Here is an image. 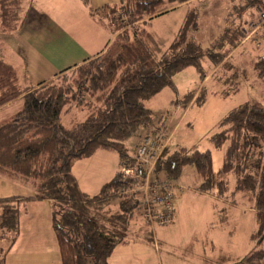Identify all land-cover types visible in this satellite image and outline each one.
<instances>
[{
	"label": "trees",
	"instance_id": "16d2710c",
	"mask_svg": "<svg viewBox=\"0 0 264 264\" xmlns=\"http://www.w3.org/2000/svg\"><path fill=\"white\" fill-rule=\"evenodd\" d=\"M194 1L123 0L102 7L99 11L106 20L102 11L117 13L107 20L116 33L107 49L34 87H21L15 68L0 58V106L21 99L20 109L0 122V173L30 182L35 192L26 198L0 197V241L8 240L5 247L0 246V264H6V255L18 236V205L31 198L52 202L51 227L61 264H109L112 249L125 241L126 224L142 207L138 192L132 190L136 180L124 176L121 167L139 164L128 156L122 141L150 121L151 111L144 102L172 86V75L188 66L197 68L201 81L216 67L210 79L245 49L240 44L244 37L252 43L247 50L255 76L264 83V47L246 37L263 0H228L232 2L231 17L210 47L194 39L195 11L184 16L175 36L161 51L150 48L152 36L147 28L128 29L119 13L124 10L128 23L146 25L165 10ZM82 2L87 4L88 0ZM22 3L0 0V32L18 29ZM205 56L210 58V69L202 71ZM71 69L74 86L64 76ZM205 82L185 96L184 108L190 102H204ZM209 138L221 149L217 170L210 150L170 148L168 141L154 163L152 177L169 181L183 166L193 165L202 178L199 191L251 207L256 225L250 235L253 246L231 264H264V107L255 102L234 107L219 120ZM98 149L116 152L119 169L97 194L88 196L80 192L72 165ZM160 174L166 180H158ZM174 192L175 188V196ZM115 198L119 201L112 204Z\"/></svg>",
	"mask_w": 264,
	"mask_h": 264
},
{
	"label": "rangeland",
	"instance_id": "374dc122",
	"mask_svg": "<svg viewBox=\"0 0 264 264\" xmlns=\"http://www.w3.org/2000/svg\"><path fill=\"white\" fill-rule=\"evenodd\" d=\"M74 2L72 0L54 1V6L58 4L54 13L51 14L55 23H59L63 27H66L67 24H71L73 27L79 23L82 25L84 18L82 14H86L87 7L82 0H74ZM230 3L232 2L228 0H196L189 6L172 9L165 14L157 15L146 25H141L138 22L128 23V17L124 10L121 9L119 13L121 20L126 23L128 29L132 27L134 30L136 27L149 28L147 30L152 34L149 41L150 48L161 51L169 45L173 35L172 30L178 27L180 19L182 20L186 14L195 11L197 29L193 33L194 39L203 47H210L228 24L227 20L231 17L229 14ZM102 14L107 17L108 21L117 15L111 9L102 11ZM47 19L50 20V11ZM91 19H94L93 15H91ZM77 30L83 31L78 28ZM2 43L4 40L0 34V48L4 51ZM240 44L245 49L236 53L226 66L221 67L213 77L205 82L202 92L205 97L204 102L202 104L196 102L192 105L190 102L186 112L170 135L168 134L171 125L184 110L183 104L185 103L183 100L185 96L195 90L200 81L197 68L192 65L174 73L171 78L172 86L162 88L159 92L166 90L163 91L165 93H159L146 103L151 111L150 121L148 124L140 126L132 135L122 141L128 156L135 158L136 163H139L143 170H146L149 164L148 160L152 159L149 157L146 161L145 158H138L137 156L138 147L145 136H149L157 144H161L168 138L167 140H170L168 147L170 148L181 146L188 150L194 148L210 150L214 169L217 170L220 167L221 149L215 147L209 138L219 120L229 110L243 103L255 102L264 107V83H260L255 76L252 60L247 50V46H251L252 43L244 37ZM6 52L8 54L7 60L14 59L12 46L6 45ZM229 64L231 66L227 68ZM209 66L210 58L203 57L201 60L202 71H207ZM19 72L21 73V69ZM74 75L73 69L64 73L68 84L71 86H74L72 83ZM233 75L236 77L234 78ZM229 76L232 78L231 80H228ZM234 89L236 91H231ZM225 91L229 92L224 93ZM14 107L13 105L7 109L8 111L5 110L0 114V122L13 116L10 115V112L14 111ZM262 149L264 151V145ZM118 167L119 157L116 152L98 149L90 157L77 161L73 166L72 174L80 192L92 196L97 194L101 187L117 173ZM158 180H166V178L160 174ZM169 181L184 188L181 194L174 196L173 209L177 208V210L173 221L163 225L155 224L156 238L153 240L145 210L143 207L135 210L124 229L123 239L125 241L112 249L109 264L233 263L234 260L225 258L219 243L225 244L230 240L229 237L235 239L236 246L243 238H247L248 241V233L256 229L254 211L234 213L223 209L222 212L225 217L216 220L215 208L221 203L208 194L199 192L202 178L197 174L193 165L183 166L178 176ZM7 182H12L8 172L0 173V197L9 195L11 192L18 194V190H15L11 185L12 183ZM26 187L30 188L31 183H26ZM132 188L133 191H136L135 187ZM34 194L35 192L23 193L22 197L26 198ZM11 195L15 197L13 194ZM137 196L140 197L141 193H137ZM32 200L34 199L20 202L18 205L19 215L24 212L25 204ZM118 201L119 198H115L111 200V203L116 204ZM161 208L160 205H155L153 210L160 211ZM36 212L37 223H41L44 214L39 209ZM7 244L8 240L2 239L0 241V246L5 247Z\"/></svg>",
	"mask_w": 264,
	"mask_h": 264
},
{
	"label": "crops",
	"instance_id": "0c3cea01",
	"mask_svg": "<svg viewBox=\"0 0 264 264\" xmlns=\"http://www.w3.org/2000/svg\"><path fill=\"white\" fill-rule=\"evenodd\" d=\"M54 1L56 2V0H23L21 25L15 31L9 33L0 32L4 40V43H2L4 51L0 48V58L15 68L18 75V83L21 87H34L41 82L51 80L59 72L73 68L88 58L105 51L116 34L112 26L107 23V20L100 15L99 10L104 6L115 5L123 0H88V3L85 4L87 7L86 14H84L85 16L82 14L84 17L82 19V25L79 23V25L74 26L75 28L71 24H67L66 27H63L59 23L54 22L51 14L54 13V9L58 5L54 6ZM72 1L74 2V0ZM185 6L189 5H177L172 9ZM172 9H167L161 14H165ZM49 11L50 20L47 19ZM91 15H93V20L91 19ZM183 18L184 17H182V20L180 19L178 27L172 30L173 35L171 40L180 27ZM150 22L151 19L148 24ZM77 28L83 31L79 32ZM6 45L12 46L14 51V59L11 61L10 59H8L9 61L7 60L8 54L6 52ZM19 69H21V73ZM215 69L216 67L210 69L207 77L204 79L205 81L206 79L208 80V76ZM203 81L200 80L198 82L196 90L199 89ZM163 91L166 90L157 92L146 100L144 105L150 109L146 103L159 93H165ZM20 101L21 99L16 98L0 106V114L14 105V111L10 112V115H13L20 109ZM187 108L188 106L178 115V118L171 125L168 135L175 129ZM167 139L168 138L161 144H157L156 142V149H162L168 142ZM75 163H77V161ZM74 164L72 165V169ZM10 177L12 178V182L7 183H12L11 185L15 190H18V194L16 195L11 192L9 195L3 197L12 196L11 194H13V196L22 197L23 193H34L32 185L30 188H27L24 180L15 178L14 176ZM183 191V187L175 184V194H181ZM199 192L208 194L211 198L221 203L215 208L216 220H221V218L225 217V214L223 216V209H226L227 212L230 211L234 213L238 211H240V213H250L252 211L251 207L246 205L228 203L223 199L216 198L212 194L202 191ZM25 206L23 208L24 212L22 215H19L18 236L6 255V264H61L58 244L51 227V201L48 199H34L25 204ZM37 209L42 210L44 214L41 223H37V218L35 217L37 215ZM174 209L175 217L177 208ZM151 233L154 240V238H156L154 225H152ZM251 233L252 231L249 232L247 236L249 242L247 238H243L238 243L239 245L237 244L238 246H236L235 239L231 237H229L230 240L225 244L220 242L221 252L225 258L234 261L242 258L253 246L250 241Z\"/></svg>",
	"mask_w": 264,
	"mask_h": 264
},
{
	"label": "built area",
	"instance_id": "2783aa9c",
	"mask_svg": "<svg viewBox=\"0 0 264 264\" xmlns=\"http://www.w3.org/2000/svg\"><path fill=\"white\" fill-rule=\"evenodd\" d=\"M246 37H252L255 43L264 47V0L263 7L257 9V17ZM160 152L161 149H156L155 142L149 136H145L138 147L137 156L138 158H145L146 161L152 157L151 160H148L149 164L146 170H142L140 164L136 167L121 168V173L124 176L136 180L135 189L141 193V205L151 228L155 224L171 223L174 217V184L170 181H157L152 177V169ZM155 205L162 207L160 211L153 210Z\"/></svg>",
	"mask_w": 264,
	"mask_h": 264
}]
</instances>
